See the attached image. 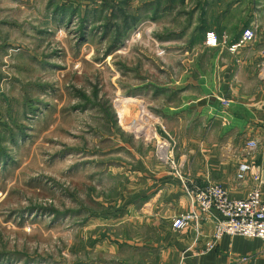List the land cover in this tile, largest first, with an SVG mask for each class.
<instances>
[{
    "label": "rangeland",
    "instance_id": "374dc122",
    "mask_svg": "<svg viewBox=\"0 0 264 264\" xmlns=\"http://www.w3.org/2000/svg\"><path fill=\"white\" fill-rule=\"evenodd\" d=\"M212 19L209 0H0V264L145 257L128 213L183 178L157 148L180 164L167 105L196 54L209 72Z\"/></svg>",
    "mask_w": 264,
    "mask_h": 264
},
{
    "label": "crops",
    "instance_id": "0c3cea01",
    "mask_svg": "<svg viewBox=\"0 0 264 264\" xmlns=\"http://www.w3.org/2000/svg\"><path fill=\"white\" fill-rule=\"evenodd\" d=\"M209 9L214 18L209 31L218 36L215 47L205 46L209 72L201 67L204 52L196 54L194 80L180 88L188 95L180 93L175 108L167 105L168 121L181 123L183 148L177 160L183 178L166 176L157 164L163 176L155 180H168L128 213L143 232L137 247L145 257L138 264H264V240L223 236L213 243L216 213L201 215L197 228H171L173 217L193 207L185 187L219 185L231 199H244L257 173L264 202V0H209ZM245 30L255 38L240 43ZM171 96L164 98L170 101ZM249 141L257 143L253 152L246 149ZM242 162L252 170L239 181L236 171Z\"/></svg>",
    "mask_w": 264,
    "mask_h": 264
},
{
    "label": "built area",
    "instance_id": "2783aa9c",
    "mask_svg": "<svg viewBox=\"0 0 264 264\" xmlns=\"http://www.w3.org/2000/svg\"><path fill=\"white\" fill-rule=\"evenodd\" d=\"M255 34L251 30L242 33L240 43L251 41ZM225 43V42H224ZM218 44V36L211 32L206 35V45L215 47ZM232 46L231 50H235ZM257 147L255 141H249L246 149L253 152ZM157 152L166 156V164L180 176L181 165L175 163L172 154L159 147ZM252 170L251 164L242 162L238 165L236 177L243 181ZM252 186L244 199H231L228 193L219 185L189 186L187 192L193 199V207L189 212L177 215L171 220V228L174 232H180L187 227H198L201 215L216 213L212 218L214 223L213 243L223 236H241L248 239L264 240V202L260 196V176L255 173L251 177ZM212 243V246H213ZM211 247V246H210Z\"/></svg>",
    "mask_w": 264,
    "mask_h": 264
},
{
    "label": "bare ground",
    "instance_id": "6f19581e",
    "mask_svg": "<svg viewBox=\"0 0 264 264\" xmlns=\"http://www.w3.org/2000/svg\"><path fill=\"white\" fill-rule=\"evenodd\" d=\"M130 101V100H129Z\"/></svg>",
    "mask_w": 264,
    "mask_h": 264
}]
</instances>
